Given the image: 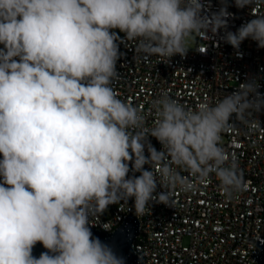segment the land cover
<instances>
[{"label":"clouds","instance_id":"clouds-1","mask_svg":"<svg viewBox=\"0 0 264 264\" xmlns=\"http://www.w3.org/2000/svg\"><path fill=\"white\" fill-rule=\"evenodd\" d=\"M234 4L255 11L233 32L227 0L211 13L208 0H0V264H125L90 227L110 205L132 199L138 217L152 202L174 208L176 192L209 177L229 198L245 189L222 135L255 126V80L194 107L163 93L151 127L113 87L120 44L168 63L225 29L236 50L264 48V0Z\"/></svg>","mask_w":264,"mask_h":264},{"label":"built area","instance_id":"built-area-1","mask_svg":"<svg viewBox=\"0 0 264 264\" xmlns=\"http://www.w3.org/2000/svg\"><path fill=\"white\" fill-rule=\"evenodd\" d=\"M208 3L210 13L222 6L221 0ZM227 3L232 13L227 31L234 32L253 18L255 9H238L234 0ZM259 11L264 12V5ZM226 30L209 33V38L194 37L187 55L173 56L168 63L137 53L135 41L127 47L120 44L123 55L117 62L119 78L113 83L119 98L140 107L146 126L151 127L155 119L151 101L163 93L194 107L205 98L215 102L241 83L255 80L264 96V48L245 40L236 50L224 42ZM251 119L255 126L237 124L222 135V146L236 159L245 189L229 198L219 182L209 177L195 191L176 192L174 208L150 203V211L142 217L136 215L138 234L133 249L143 264H257L251 255L264 230V109L258 114L259 120L256 116ZM150 139L159 150L160 144ZM133 211L132 199L127 204L110 205L90 227L112 232ZM106 223L111 224L110 231L104 230Z\"/></svg>","mask_w":264,"mask_h":264},{"label":"water","instance_id":"water-1","mask_svg":"<svg viewBox=\"0 0 264 264\" xmlns=\"http://www.w3.org/2000/svg\"><path fill=\"white\" fill-rule=\"evenodd\" d=\"M91 230L95 237L109 245L118 256L123 257L125 264H143L133 249L134 239L138 234V219L135 211L131 212L112 232ZM260 238L261 242L256 243L251 257L257 264H264V230L261 231ZM44 251L46 250L38 243L33 249V255L39 257Z\"/></svg>","mask_w":264,"mask_h":264},{"label":"rangeland","instance_id":"rangeland-1","mask_svg":"<svg viewBox=\"0 0 264 264\" xmlns=\"http://www.w3.org/2000/svg\"><path fill=\"white\" fill-rule=\"evenodd\" d=\"M193 44H194V42H193V39H192V41H190V43H189V48H191L192 46H193Z\"/></svg>","mask_w":264,"mask_h":264}]
</instances>
